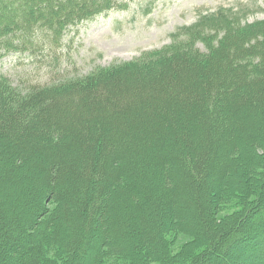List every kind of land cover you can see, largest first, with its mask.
Wrapping results in <instances>:
<instances>
[{"label": "trees", "instance_id": "trees-1", "mask_svg": "<svg viewBox=\"0 0 264 264\" xmlns=\"http://www.w3.org/2000/svg\"><path fill=\"white\" fill-rule=\"evenodd\" d=\"M124 8L0 0V59ZM181 29L51 86L0 76V264H264L231 253L264 238V21Z\"/></svg>", "mask_w": 264, "mask_h": 264}, {"label": "rangeland", "instance_id": "rangeland-1", "mask_svg": "<svg viewBox=\"0 0 264 264\" xmlns=\"http://www.w3.org/2000/svg\"><path fill=\"white\" fill-rule=\"evenodd\" d=\"M118 1L126 8L69 28L59 49L7 54L0 59V76L6 77L20 91L29 85L51 86L86 76L98 68L135 61L143 53L168 45L181 28H191L205 17L222 16L242 27L264 21V0ZM17 217L11 211L5 219L14 224ZM258 236L254 239L257 241L251 242L253 250L246 251L245 245L237 244L231 253L237 252L241 258L251 256L257 249L255 245L258 247L264 242V238ZM185 239L178 236L176 242H172L174 253L180 250ZM216 256L220 258L219 253ZM103 264L135 262L108 258Z\"/></svg>", "mask_w": 264, "mask_h": 264}]
</instances>
